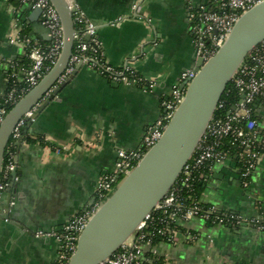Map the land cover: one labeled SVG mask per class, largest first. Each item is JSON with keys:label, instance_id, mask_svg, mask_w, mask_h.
<instances>
[{"label": "crops", "instance_id": "crops-1", "mask_svg": "<svg viewBox=\"0 0 264 264\" xmlns=\"http://www.w3.org/2000/svg\"><path fill=\"white\" fill-rule=\"evenodd\" d=\"M137 1L76 0L97 26L106 60L115 66L131 61L139 74L156 78L157 87L150 92L115 83L81 65L53 103L32 121L28 131L35 140L27 141L23 135L13 143L17 177L9 215H0V264L57 263L60 244L37 233L61 230L92 204L98 180L114 168L117 150L141 144L164 111L163 98L184 71L194 68L186 0H141L142 17H125ZM204 1L214 2L192 0L194 5ZM35 8L18 0H0V97L10 72L22 67L25 54L15 41L22 26H29V35L38 42L48 41L47 33L33 29L30 16ZM119 17L123 20L113 25ZM38 18L44 28L42 13ZM61 144L69 149L58 154L53 147ZM200 200L246 218H264V155L248 187L242 184L234 158L214 165ZM184 227L198 232L199 239L157 245L173 264H264V231L211 226L199 218Z\"/></svg>", "mask_w": 264, "mask_h": 264}, {"label": "built area", "instance_id": "built-area-1", "mask_svg": "<svg viewBox=\"0 0 264 264\" xmlns=\"http://www.w3.org/2000/svg\"><path fill=\"white\" fill-rule=\"evenodd\" d=\"M30 3L42 10V22L48 29V41L41 44L32 36L21 38L17 33L16 42L23 48L24 54L30 59L28 67L13 70L8 76L6 92L0 97V124L8 113V106L15 104L25 95L27 89L33 88L56 63L63 46V29L60 15L51 0H18ZM262 0H214L211 4L194 5L186 0L188 19L198 54L206 61L224 43L235 22L248 9ZM140 7L133 6L127 18H137ZM123 17L112 22L117 25ZM151 23L150 19H146ZM77 32L75 47L68 67L60 76L63 82L74 72L80 62L98 70L115 83L137 85L145 91L152 92L158 84L156 78L139 74L131 61L115 66L110 64L103 52L102 42L97 36V26L80 7L74 11ZM89 35V39L85 36ZM196 75L194 68L184 71L170 93L163 98L164 111L156 122L148 129L141 144L134 149L117 150L114 168L103 174L96 185L95 201L73 216L58 231H40L39 237H53L60 244L56 264H67L76 250L78 238L88 220L100 204L114 190L119 182L130 173L146 151L161 137L174 111L183 100L187 83ZM234 88L241 93L240 101L226 116L213 115L206 132L199 141L197 148L185 164L179 178L169 192L138 224L134 233L110 257L98 264H173L168 254H161L157 245L167 243L178 245L182 242H194L199 239L198 232L184 227L185 222L199 218L211 226H230L243 228L252 226L264 231V218H246L243 215L221 209L215 204H205L201 200L187 203L181 191H193V183L205 175V170L216 164H222L230 156L223 149L224 140L229 138L238 149L242 161L239 166L242 184L248 187L251 178L262 156L264 155V39L246 56L244 63L232 79ZM24 82V85L19 83ZM224 107V102L218 107ZM35 109L27 111L12 133L13 141L7 149V162L0 174V208L1 198L12 179L16 165L13 143L23 136V130ZM48 142V138H44ZM55 152L60 154L68 150V145H55ZM2 178V179H1ZM191 198V195H188Z\"/></svg>", "mask_w": 264, "mask_h": 264}, {"label": "water", "instance_id": "water-1", "mask_svg": "<svg viewBox=\"0 0 264 264\" xmlns=\"http://www.w3.org/2000/svg\"><path fill=\"white\" fill-rule=\"evenodd\" d=\"M51 2L60 15L63 46L52 68L14 104L0 124V174L7 145L19 120L27 111L35 109L33 116L28 120L27 128H30L32 121L53 103L52 101L83 65L82 62L78 63L74 72L63 82H59L74 52L77 32L74 11L78 3L76 0ZM137 3L140 7L141 0L134 5ZM202 4H207V1ZM41 13L42 10L36 7L30 18L34 31L46 34L48 29L46 26L43 28L38 21ZM148 24L151 25L149 22ZM263 39L264 0L239 17L224 43L209 59L205 61L195 48L196 75L187 83L183 100L174 111L159 140L146 151L130 173L92 214L67 264H98L112 256L130 238L138 224L161 202L179 178L206 132L228 83L244 63L248 53ZM16 177L17 167L3 192L0 215L4 212L5 215H9V210L13 206L11 194ZM6 194L9 195L7 201L3 199ZM94 201L95 198L92 203ZM47 238L55 240L53 237ZM262 257L264 258V253Z\"/></svg>", "mask_w": 264, "mask_h": 264}, {"label": "trees", "instance_id": "trees-1", "mask_svg": "<svg viewBox=\"0 0 264 264\" xmlns=\"http://www.w3.org/2000/svg\"><path fill=\"white\" fill-rule=\"evenodd\" d=\"M17 3V0H15ZM78 28V27H77ZM31 32V28L29 26H22L21 30H20V36L21 38H24L26 36H28ZM47 42H43L41 44H46ZM20 66L22 67H28L30 65V59L27 55H24L23 60L19 63ZM19 85H24V82L19 83ZM30 89H27L25 91V94L29 91ZM241 99V93L234 88L233 85V81L231 80L226 89L224 94L222 95L219 104H221L222 102H224V107H219L218 109H216L215 111V116L217 115H223L226 116L228 114V112L235 106V104H237ZM14 106V104H11L8 106V110H10L12 107ZM29 129L24 128L23 130V135H25V139L27 141H33L35 140V138L32 137V134H29ZM13 141V138L11 137L8 145H7V149L8 146L10 145V143ZM232 140L227 138L224 140V145H223V149L227 150L228 154L230 155V157L234 158L235 160H237V163L239 164V166L242 164V161L238 155L239 149L235 144H232L231 142ZM7 149L5 152V158H4V162H3V166L6 164L7 162ZM210 168L208 167L205 170V175L203 178H201L200 180H197L193 183V191L187 192L186 187L183 188V190L181 191L182 195L184 196V201L187 203L192 202V200H200L201 195H202V191L204 189L205 183H206V177L207 175L210 174ZM2 179V178H1ZM191 195V198H188V195Z\"/></svg>", "mask_w": 264, "mask_h": 264}]
</instances>
